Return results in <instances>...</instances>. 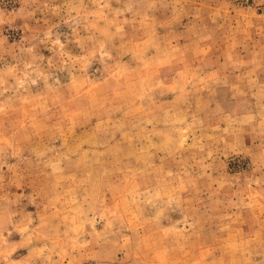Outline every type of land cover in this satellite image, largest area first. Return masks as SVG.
<instances>
[{
    "label": "rangeland",
    "instance_id": "374dc122",
    "mask_svg": "<svg viewBox=\"0 0 264 264\" xmlns=\"http://www.w3.org/2000/svg\"><path fill=\"white\" fill-rule=\"evenodd\" d=\"M0 264H264V0H0Z\"/></svg>",
    "mask_w": 264,
    "mask_h": 264
}]
</instances>
